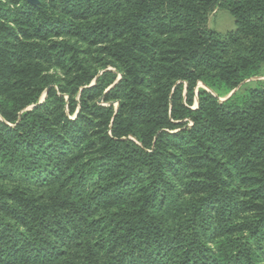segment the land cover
Here are the masks:
<instances>
[{
    "label": "trees",
    "instance_id": "1",
    "mask_svg": "<svg viewBox=\"0 0 264 264\" xmlns=\"http://www.w3.org/2000/svg\"><path fill=\"white\" fill-rule=\"evenodd\" d=\"M263 65L264 0H0V264H264Z\"/></svg>",
    "mask_w": 264,
    "mask_h": 264
},
{
    "label": "rangeland",
    "instance_id": "2",
    "mask_svg": "<svg viewBox=\"0 0 264 264\" xmlns=\"http://www.w3.org/2000/svg\"><path fill=\"white\" fill-rule=\"evenodd\" d=\"M207 25L209 29L221 34H224L227 31L233 30L235 28V23L233 18L226 11H220V10H216L215 12L209 15ZM258 80L264 81V65L262 66L261 74ZM255 81L257 80L254 79L246 82L244 85L241 86V88L238 91L243 92L244 90L253 87ZM220 100H224V99H220Z\"/></svg>",
    "mask_w": 264,
    "mask_h": 264
},
{
    "label": "water",
    "instance_id": "3",
    "mask_svg": "<svg viewBox=\"0 0 264 264\" xmlns=\"http://www.w3.org/2000/svg\"><path fill=\"white\" fill-rule=\"evenodd\" d=\"M28 2L32 3V4H36L37 3V0H28ZM236 92V90L232 91L228 97H230L231 95H233L234 93ZM227 97V98H228ZM225 100V99H224ZM224 100H220V102L224 101Z\"/></svg>",
    "mask_w": 264,
    "mask_h": 264
}]
</instances>
